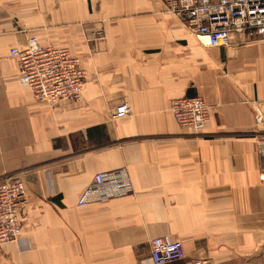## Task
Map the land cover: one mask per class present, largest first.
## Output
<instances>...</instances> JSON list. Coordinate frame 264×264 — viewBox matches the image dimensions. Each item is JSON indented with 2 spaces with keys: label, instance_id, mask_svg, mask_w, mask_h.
Wrapping results in <instances>:
<instances>
[{
  "label": "crops",
  "instance_id": "1",
  "mask_svg": "<svg viewBox=\"0 0 264 264\" xmlns=\"http://www.w3.org/2000/svg\"><path fill=\"white\" fill-rule=\"evenodd\" d=\"M183 23L159 0H0V180L20 175L26 191L23 242L0 264H149L163 234L185 252L165 264H264V27L207 47ZM30 34L80 58L79 99L40 102L20 84L8 48ZM181 96L210 106L201 130L175 122ZM121 101L130 112L113 118ZM120 166L126 195L76 205Z\"/></svg>",
  "mask_w": 264,
  "mask_h": 264
},
{
  "label": "built area",
  "instance_id": "2",
  "mask_svg": "<svg viewBox=\"0 0 264 264\" xmlns=\"http://www.w3.org/2000/svg\"><path fill=\"white\" fill-rule=\"evenodd\" d=\"M164 9L184 22L186 29L199 36L208 47H224L233 33H244L264 27V0H159ZM17 62V77L40 102L54 104L77 100L85 82L86 70L78 56L65 46L43 45L34 34L8 48ZM255 125H264V104L252 101ZM209 105L199 96L171 98L168 108L175 122L183 128L201 130L209 113ZM130 112L126 101L111 111L113 118H123ZM256 151L264 173V137L257 141ZM131 190V180L125 166L94 173L90 182L78 194L76 205L118 198ZM26 191L20 175L0 180V247L22 241V210ZM180 239L167 234L150 241L149 264H165L184 257ZM196 258L191 264H203Z\"/></svg>",
  "mask_w": 264,
  "mask_h": 264
},
{
  "label": "rangeland",
  "instance_id": "3",
  "mask_svg": "<svg viewBox=\"0 0 264 264\" xmlns=\"http://www.w3.org/2000/svg\"><path fill=\"white\" fill-rule=\"evenodd\" d=\"M184 24V23H183ZM15 26H17V24H15ZM184 26H185V24H184ZM186 28V27H185ZM187 30V29H186ZM188 31V30H187ZM189 32V31H188ZM190 33V32H189ZM20 44V43H19ZM66 47V46H65ZM208 47V46H207ZM68 48V47H67ZM69 49V48H68ZM178 125V124H177ZM179 126V125H178ZM256 126V125H255ZM262 126V125H261ZM261 137H264V135L263 136H259L258 138H256V140H255V146H257V141L261 138ZM257 152V151H256ZM259 156V155H258ZM25 205H26V200H25V204H24V206H23V208H25ZM22 225H23V223H22ZM22 225H21V228H22V230H21V234H22V232H23V227H22ZM21 242H23V234H22V241H20L19 243H21Z\"/></svg>",
  "mask_w": 264,
  "mask_h": 264
},
{
  "label": "bare ground",
  "instance_id": "4",
  "mask_svg": "<svg viewBox=\"0 0 264 264\" xmlns=\"http://www.w3.org/2000/svg\"><path fill=\"white\" fill-rule=\"evenodd\" d=\"M204 42V41H203Z\"/></svg>",
  "mask_w": 264,
  "mask_h": 264
}]
</instances>
